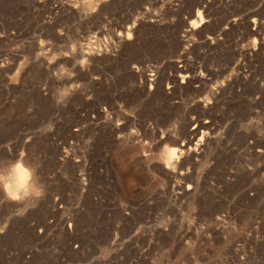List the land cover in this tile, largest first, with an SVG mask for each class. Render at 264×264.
I'll return each mask as SVG.
<instances>
[{"label":"rangeland","instance_id":"1","mask_svg":"<svg viewBox=\"0 0 264 264\" xmlns=\"http://www.w3.org/2000/svg\"><path fill=\"white\" fill-rule=\"evenodd\" d=\"M14 161L0 264H264V0H0Z\"/></svg>","mask_w":264,"mask_h":264},{"label":"clouds","instance_id":"2","mask_svg":"<svg viewBox=\"0 0 264 264\" xmlns=\"http://www.w3.org/2000/svg\"><path fill=\"white\" fill-rule=\"evenodd\" d=\"M46 196V188L39 179L38 169L13 162L0 167V199L25 209L27 203H38Z\"/></svg>","mask_w":264,"mask_h":264},{"label":"bare ground","instance_id":"3","mask_svg":"<svg viewBox=\"0 0 264 264\" xmlns=\"http://www.w3.org/2000/svg\"><path fill=\"white\" fill-rule=\"evenodd\" d=\"M232 22V21H231ZM231 24H233V22L231 23ZM229 26V25H228ZM181 72V71H180ZM183 72V71H182ZM188 77V75H184L183 76V79L184 80H186V78ZM188 79V78H187ZM196 135H198L197 133H196ZM185 147V146H184ZM183 147V148H184ZM162 157V156H161ZM164 158V157H163ZM181 156L180 157H178L177 155H176V153H172V152H170V153H167V155L165 156V159L164 160H166L167 162H168V164H171V165H174V164H176V165H179V164H181L180 163V160H181ZM163 160V159H162Z\"/></svg>","mask_w":264,"mask_h":264}]
</instances>
